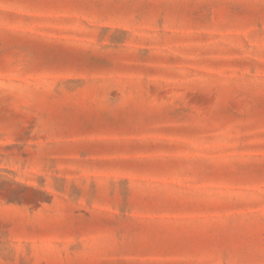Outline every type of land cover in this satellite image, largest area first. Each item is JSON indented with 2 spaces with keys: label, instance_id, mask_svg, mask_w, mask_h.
Segmentation results:
<instances>
[{
  "label": "rangeland",
  "instance_id": "rangeland-1",
  "mask_svg": "<svg viewBox=\"0 0 264 264\" xmlns=\"http://www.w3.org/2000/svg\"><path fill=\"white\" fill-rule=\"evenodd\" d=\"M0 264H264V0H0Z\"/></svg>",
  "mask_w": 264,
  "mask_h": 264
}]
</instances>
